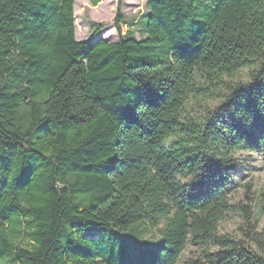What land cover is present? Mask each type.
Instances as JSON below:
<instances>
[{
	"label": "trees",
	"instance_id": "trees-1",
	"mask_svg": "<svg viewBox=\"0 0 264 264\" xmlns=\"http://www.w3.org/2000/svg\"><path fill=\"white\" fill-rule=\"evenodd\" d=\"M122 2L108 42L74 0H0V264H264V185L255 246L218 233L235 154L264 160V0H146L139 38Z\"/></svg>",
	"mask_w": 264,
	"mask_h": 264
},
{
	"label": "rangeland",
	"instance_id": "rangeland-1",
	"mask_svg": "<svg viewBox=\"0 0 264 264\" xmlns=\"http://www.w3.org/2000/svg\"><path fill=\"white\" fill-rule=\"evenodd\" d=\"M118 0H100L92 6L87 0H74V24L77 41H92L102 38L108 42H115L117 35L114 30L113 18L116 12ZM77 12V13H76ZM123 15L122 31L136 38L144 35V20L147 14L146 0H123L121 6ZM89 21L95 24H103L104 28L96 36L91 35ZM247 70L241 69L233 81H247ZM221 103L217 97H192L187 105L191 114L205 115L207 110L215 111ZM230 191L228 203L231 209L223 214L218 223V233L229 235L246 241L255 246L254 240L249 236L248 223L241 212L236 209L238 204L249 206L252 213L255 209L253 203L246 198L255 197V193L264 185V160L260 152L239 151L235 154V161L230 171ZM264 228V214L258 217V229ZM216 247H206L198 242L190 240L181 252L176 264H189L193 259H199L203 264H208L207 251L213 252Z\"/></svg>",
	"mask_w": 264,
	"mask_h": 264
},
{
	"label": "bare ground",
	"instance_id": "bare-ground-1",
	"mask_svg": "<svg viewBox=\"0 0 264 264\" xmlns=\"http://www.w3.org/2000/svg\"><path fill=\"white\" fill-rule=\"evenodd\" d=\"M77 13V12H76ZM75 19V18H74ZM75 26H76V24H75Z\"/></svg>",
	"mask_w": 264,
	"mask_h": 264
}]
</instances>
